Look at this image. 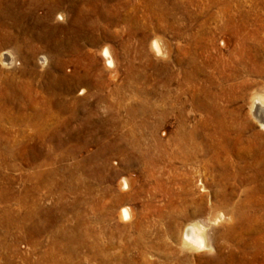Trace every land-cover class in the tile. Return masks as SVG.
Instances as JSON below:
<instances>
[{
	"label": "rangeland",
	"instance_id": "rangeland-1",
	"mask_svg": "<svg viewBox=\"0 0 264 264\" xmlns=\"http://www.w3.org/2000/svg\"><path fill=\"white\" fill-rule=\"evenodd\" d=\"M263 26L264 0H0V264H264Z\"/></svg>",
	"mask_w": 264,
	"mask_h": 264
},
{
	"label": "bare ground",
	"instance_id": "bare-ground-1",
	"mask_svg": "<svg viewBox=\"0 0 264 264\" xmlns=\"http://www.w3.org/2000/svg\"><path fill=\"white\" fill-rule=\"evenodd\" d=\"M59 17H61V16H59ZM264 27V26H263ZM242 41V40H241ZM241 41H240V43H239V45L240 46H242L243 44H241ZM154 42V41H153ZM225 44V43H224ZM152 45V50H153V53L155 52V54H156V52L158 53L159 52V49H158V44H156V43H152L151 44ZM163 45V44H162ZM162 45H161V48H162ZM238 45V46H239ZM164 48V47H163ZM166 51H167V49L166 48H164ZM163 49V50H164ZM162 50V51H163ZM108 50H106V49H104L103 51H102V55H103V57H105V58H107V59H105V62L107 63V67H110L111 65H112V61L109 59L110 57L108 56V52H107ZM160 53V52H159ZM157 54V55H160V54ZM168 53V52H167ZM166 53V54H167ZM245 53V52H244ZM161 54H162V52H161ZM166 54H165V56H166ZM242 54V53H241ZM101 55V56H102ZM164 56V57H165ZM241 56V55H240ZM109 57V58H108ZM167 57V56H166ZM160 58H161V56H160ZM104 59V58H103ZM165 59V58H164ZM5 61H11V58H6V59H4ZM256 60V59H255ZM254 62V61H253ZM252 62V63H253ZM105 63V64H106ZM113 66V65H112ZM258 67V66H257ZM112 68V67H111ZM262 69H260L259 68V70L257 69H254V70H250L249 72L250 73H255V74H259V75H261V74H263V72L261 71ZM77 82V81H76ZM75 82V83H76ZM70 88V87H69ZM104 97V96H103ZM100 101V100H99ZM212 105V104H211ZM190 106V105H189ZM204 108V107H203ZM211 108V107H210ZM19 112V111H18ZM211 112H212V114H213V110H211ZM210 112V113H211ZM250 112H251V114L253 115V117L256 119V121L258 122V124L260 125V127L262 128V129H264V96L262 95V96H255L252 100H251V105H250ZM4 113V112H3ZM37 117V116H36ZM41 117V116H40ZM37 119V118H36ZM29 122V121H28ZM185 122V121H184ZM36 123V122H35ZM178 123H180V122H178ZM31 125V124H30ZM34 125V124H33ZM36 125V124H35ZM182 125V124H181ZM185 128V127H184ZM204 129V128H203ZM195 130V129H194ZM196 132V131H195ZM230 132V131H229ZM240 132V131H239ZM242 132V131H241ZM37 133V132H36ZM181 135V134H180ZM218 135V134H217ZM238 135V134H237ZM51 136V135H50ZM184 137V136H183ZM191 137V136H190ZM182 139V138H181ZM248 143V142H247ZM250 143V142H249ZM257 143V142H256ZM198 145V144H197ZM243 145V144H242ZM252 145H253V143H252ZM252 145H250V146H252ZM236 146H238V145H236ZM240 146V145H239ZM247 146V145H246ZM244 147V146H243ZM248 147V146H247ZM256 147V146H255ZM246 148V147H245ZM244 148V149H245ZM199 150V149H198ZM201 150V149H200ZM248 150V149H247ZM237 151V150H236ZM253 152H252V156H251V159H252V162L253 163H251L252 164V167L254 168V167H258V169H260V173L261 174H264V145H262V146H260V147H257L256 148V150L254 151V150H252ZM237 159L238 160H242V158H241V156H239V157H237ZM239 162V161H238ZM252 169V168H251ZM65 171V170H64ZM254 171V170H253ZM253 174V173H252ZM262 176H264V175H262ZM126 183V182H125ZM255 183V182H254ZM251 185V184H250ZM263 187V186H262ZM126 188V187H125ZM202 189V188H201ZM264 191V190H263ZM260 208V207H259ZM197 212V211H196ZM196 215H198L197 213H196ZM233 215V214H232ZM128 216H129V214H128V211L127 210H123V212H122V214H121V218H125V219H127L128 220ZM130 217V216H129ZM262 218V217H261ZM257 219H259V218H257ZM263 219V218H262ZM123 220V219H122ZM210 220V219H209ZM259 220H261V219H259ZM258 221V220H257ZM260 223V222H259ZM236 224V223H235ZM239 224V223H238ZM238 224H237V226H238ZM258 225V224H257ZM235 226V225H234ZM251 226V225H250ZM249 226V227H250ZM260 226V225H259ZM261 227L262 226H260L259 228L261 229ZM255 229V228H254ZM232 230H234V227H233V229ZM236 230V229H235ZM249 230V229H248ZM256 230V229H255ZM258 230V229H257ZM230 231V230H229ZM242 232H244L243 230H242ZM230 233V232H229ZM262 233V232H261ZM252 234V233H251ZM240 235H241V233H240ZM259 235V234H258ZM234 236V235H233ZM242 236V235H241ZM253 236V235H252ZM263 236V235H262ZM261 236V237H262ZM238 237V236H237ZM244 237V236H243ZM232 238V237H231ZM263 238V237H262ZM253 240H251V242H252ZM259 242V241H258ZM261 242V241H260ZM246 243V242H245ZM253 244V243H252ZM260 244V243H259ZM264 244V243H263ZM182 245L184 246V247H186V248H188V249H190V250H204V249H206L207 248V245H206V239H205V235H204V230H203V228L202 227H200L198 224H192V225H188L187 226V228H186V230H185V233H184V237L182 238ZM242 245V244H241ZM258 245V244H257ZM261 245V244H260ZM259 245V246H260ZM254 247V246H253ZM238 248H240V247H238ZM243 248H245V247H243ZM264 248V247H263ZM258 249V248H257ZM242 250V249H241ZM239 251V250H238ZM248 251V250H247ZM259 251V250H258ZM257 250H256V252H258ZM261 251V250H260ZM243 252H245V250H243ZM249 252V251H248ZM262 252V251H261ZM262 253H264V252H262ZM241 254H243V253H241ZM249 254V253H248ZM247 254V255H248ZM246 255V254H245ZM244 255V256H245ZM246 255V256H247ZM250 255V254H249ZM252 256V255H251ZM249 257V256H248ZM258 257H259V255H258ZM246 258V257H245ZM252 258H253V256H252ZM257 259V258H256ZM264 259V258H263ZM231 260V259H230ZM249 261V260H248ZM252 262V261H251ZM255 262V261H254ZM253 262V263H254ZM261 262H263V261H261ZM240 264V263H239ZM259 264V263H258Z\"/></svg>",
	"mask_w": 264,
	"mask_h": 264
}]
</instances>
